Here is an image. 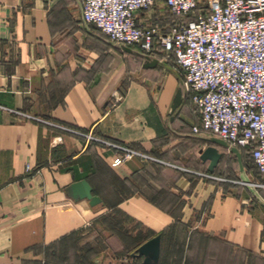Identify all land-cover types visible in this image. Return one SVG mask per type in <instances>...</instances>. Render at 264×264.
I'll use <instances>...</instances> for the list:
<instances>
[{"label":"crops","instance_id":"1","mask_svg":"<svg viewBox=\"0 0 264 264\" xmlns=\"http://www.w3.org/2000/svg\"><path fill=\"white\" fill-rule=\"evenodd\" d=\"M82 3L0 0V264L58 260L81 241L94 261L143 264L137 249L156 236L157 264H264V191L231 153L236 171L222 166L213 134L192 133L200 117L175 58L111 44L82 23ZM165 15L136 20L167 26ZM100 142L158 162L114 167ZM208 146L221 154L212 174ZM79 181L97 205L66 194Z\"/></svg>","mask_w":264,"mask_h":264},{"label":"built area","instance_id":"2","mask_svg":"<svg viewBox=\"0 0 264 264\" xmlns=\"http://www.w3.org/2000/svg\"><path fill=\"white\" fill-rule=\"evenodd\" d=\"M158 8L176 20L167 31L137 22L139 12ZM80 19L111 44L146 53L159 46L173 56L181 89L191 94L200 117L192 133H210L244 150L258 175L246 185L264 191V0H83ZM100 143L114 150V167L133 158L158 162L124 146Z\"/></svg>","mask_w":264,"mask_h":264},{"label":"water","instance_id":"3","mask_svg":"<svg viewBox=\"0 0 264 264\" xmlns=\"http://www.w3.org/2000/svg\"><path fill=\"white\" fill-rule=\"evenodd\" d=\"M181 102V91H177L176 96L173 100L172 110H174L177 106H179ZM208 142L221 146L231 153L238 162L239 169L242 170L241 167V157L236 148L228 147V145L216 138L207 139ZM221 158V154L218 151L208 146L204 150L200 152V160L205 162L208 161L207 172L209 174L213 173L214 168L219 163ZM66 194L73 200H87L90 206H95L99 203V199L95 196H92L91 188L87 184L86 181H79L71 184L67 190ZM159 250H160V237L156 236L143 245H141L137 249V256L143 258V264H157L159 258Z\"/></svg>","mask_w":264,"mask_h":264},{"label":"rangeland","instance_id":"4","mask_svg":"<svg viewBox=\"0 0 264 264\" xmlns=\"http://www.w3.org/2000/svg\"><path fill=\"white\" fill-rule=\"evenodd\" d=\"M164 18V17H163ZM188 19H192L191 17H188ZM164 20L168 23L167 26L164 25H159V24H155L153 22H150V25H156L161 32H165L167 31L168 27L173 24L176 20L172 19L171 17H169L168 15H165ZM229 162L232 163L233 167H234V172L236 171V161L232 159V155L229 153V151H225L222 160H221V164L222 166H226ZM226 164V165H225ZM241 166L244 170V172L247 173V175L249 176V182L247 183H252V182H256L258 180V177L255 175L254 169L252 167V165L250 164L248 155L245 153H241ZM246 183V184H247ZM262 191V190H259ZM80 237V235H79ZM88 245L86 243V241L82 242H78L77 244H73V245H64L63 246V252H62V256L60 259L58 260H52V261H48V262H32L30 264H107V262L105 260H97L94 261L92 259H90V255L88 253ZM77 252V255L76 253ZM134 254V253H133ZM76 257V259H75ZM89 257V258H88ZM135 257L134 256H129L127 255L126 257V261L124 260V262L126 264H135Z\"/></svg>","mask_w":264,"mask_h":264},{"label":"trees","instance_id":"5","mask_svg":"<svg viewBox=\"0 0 264 264\" xmlns=\"http://www.w3.org/2000/svg\"><path fill=\"white\" fill-rule=\"evenodd\" d=\"M242 153L247 154L244 150H242ZM247 155H248V154H247ZM248 158H249L250 164L252 165V167H253V169H254L255 175L258 177V175H257V171H256L255 167L253 166L252 160H251V158H250L249 155H248Z\"/></svg>","mask_w":264,"mask_h":264}]
</instances>
